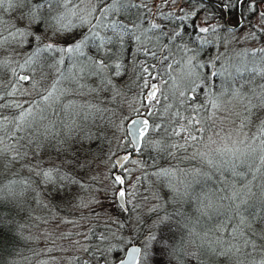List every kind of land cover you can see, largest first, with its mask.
Instances as JSON below:
<instances>
[{
	"label": "trees",
	"instance_id": "trees-1",
	"mask_svg": "<svg viewBox=\"0 0 264 264\" xmlns=\"http://www.w3.org/2000/svg\"><path fill=\"white\" fill-rule=\"evenodd\" d=\"M29 1L34 6H38L41 2V0ZM103 1L107 3L106 7H110L113 2V0ZM132 2L144 6L127 7L112 13L115 18L112 21L126 25L128 29H131V32H125L122 40L115 36L111 30L101 33L104 36L112 37L114 42L120 40V43L109 46L112 51L123 50L124 52L125 70L114 81L120 87L121 94L113 99L111 89L104 88L103 93H109L111 99L107 102L104 96L101 97L100 115L99 113H85V107L79 106L83 103L78 104L76 101L78 97L75 94H70V91L67 95L70 102H65V99L61 98L58 103L53 105L52 109H46L43 113L47 119L38 122L40 125L55 122L56 129L60 131L62 138L64 124H72L75 121L71 140L72 151L77 154L81 149L85 150L90 156L89 159L92 160V165L93 161L95 162L98 157L102 156L101 152L107 150L111 138V136L106 137L104 140L103 135L97 134L95 130H97L99 121L107 123L104 116L116 117L115 110L119 111L118 108L116 109L117 103L122 104L124 101L129 105L133 98L142 97L145 80L149 83L165 78L160 93L169 99L170 106L162 110L161 103L159 105L161 113L149 116L151 122H159L158 132H154V134L164 136L166 142L163 146L164 150L158 151L151 148L152 145L146 148L145 141L140 149L141 153L130 146L126 148L128 152L131 150V158L138 154L143 155L144 159H148V162H155L143 174L145 180L142 179V181L148 187V192L143 190L136 196L141 194V204L145 203H142L144 200L153 197L157 206L153 207L150 215H143V213L134 212L131 203H127L128 209L125 211L116 200L118 215H114V217L118 216L121 221L124 219L129 227L133 226V223L135 224L134 219L138 223V226L131 231L122 230L120 233L118 221L109 219L111 213L108 211V206L107 209L105 207L108 203H100L97 205L99 208L97 212L100 215L98 224L92 227V232L87 233L88 238L101 237L103 242L98 243H102L103 247L109 246L111 249L114 247L112 249L113 256L116 259H122L130 242H124L123 238L126 237L119 239L118 235L114 236L115 238L110 237L118 232L121 235L125 232L138 234L134 239L132 238L133 245H139L145 250L139 264H264V135L261 134L264 122L258 126L253 140L256 143L257 155H247L242 160L233 157L231 161L226 154L218 163L219 154L217 152L207 154V150L202 149L203 140L212 131L215 119V114L211 111L215 95H210V99L205 102L204 111L199 112L204 119L199 116L201 118L199 127L202 130H194V134L198 138L187 143L184 138L181 145L177 142L172 153L169 150L171 141L178 139L183 134L171 135L172 129L177 128L179 124L188 123L184 118V121L178 124L179 116L174 115L177 111L181 115L184 112V108L179 107L182 98L178 99V92L181 89L187 90L192 85L180 84L177 89L172 87L173 91L168 88L170 86L168 74L162 76L166 74L171 65L179 66V62L182 63L189 58L202 59L205 62L203 65L206 66L203 69L196 68L199 75L194 80L195 82L200 78L205 79V86L209 82L212 83L213 90L217 89V94L219 90H223V95H219L220 100L227 96L226 93L224 95V90L227 89L235 94H239V89H242V92L248 91L249 97L253 96L259 91L258 86L264 83V74H258L255 70L256 67L264 69V53L260 51L264 48V31H262L264 22L257 15L245 12L244 19L239 26H236L239 14L220 15L221 0H132ZM102 5L105 6L103 2ZM258 8L263 10L264 0H261ZM184 13H191L184 19V24H188V27H184V24L180 22V17ZM10 16L13 18L14 13L8 6V0H0V40H5V44L9 42L8 36L11 33L8 30L6 35L4 26L11 20ZM192 17L195 19L193 20ZM205 18H207V22H205ZM133 22H135V26H133ZM193 23L199 27L211 25L217 29L215 35L208 36L210 43L201 46V42L196 39L200 34L191 27ZM152 24H156L158 28L150 30ZM230 26L233 28H229ZM22 30L25 31V29ZM117 31L121 30L117 29ZM85 32H87V27L81 30V35ZM161 32L164 34L163 36L160 35ZM174 33L175 35H173ZM239 33H246L249 42L237 39ZM136 36L140 37L142 44L137 42ZM20 47L22 50L14 51L13 56H6L0 52V85L3 86L0 93H12L4 101L9 105L20 104V95L16 93L18 90L16 86L20 88L22 81L17 79V75H30L32 66L39 67L48 63V60L40 58L31 65L25 64L27 55L33 51V46L26 41ZM223 48L229 51L231 48L238 49L237 57H233L231 62L227 61L226 65H224L225 61L223 62L224 57H221ZM93 49L90 46L86 52L92 55ZM173 57H178L179 62ZM68 64L70 62L65 60L62 66L66 67ZM152 64L155 65L152 67ZM212 65L215 67L213 68ZM143 66H148L149 73H155V75L138 77ZM252 66L256 67L252 69L250 68ZM224 67L233 71V82L219 74L224 73L222 71ZM149 68L157 71L150 72ZM201 72H203L202 77ZM213 72L216 75H212ZM209 76L210 78H208ZM173 84L175 85V81ZM202 88L199 86V89H196L195 104H200V100H205ZM42 95H38L37 99L31 102L37 114L40 111L34 106L37 102H41ZM117 98L123 100L119 101ZM192 98L193 94H190V101ZM85 101L97 108L93 101L87 99ZM66 104H72L73 107L70 109H74L82 119L76 117L75 113L72 114L69 109L66 110L64 108ZM185 107L187 110L190 109L187 104ZM21 110V108L9 107L0 111L9 120H14ZM257 112L261 116L264 109H259ZM257 112L254 111L255 114ZM80 120L86 129L84 134L76 130ZM60 121H63V124ZM112 121L107 127L112 125ZM251 121L254 122L253 118ZM36 126L33 125V127ZM8 129L12 130L11 124L8 125ZM17 135L24 134L17 133ZM85 135L89 136V140L81 142V138ZM54 142V140L45 141V144L50 145ZM6 143L15 144L16 141L14 138H6ZM63 156L72 157L67 153L57 152L52 146H46L35 153L29 149V155L7 166L0 164V264H36L37 258L42 261L44 256L48 255L47 253L44 255V251L48 245L52 244L50 240L56 236L60 237L62 234L60 232L64 230L63 228L59 230L53 226L57 219L53 220V214L54 211H64L57 206L59 204L57 199L59 196L67 197V194L57 195L52 185L45 184L43 178L37 173L42 170L59 168L72 175H79L80 168L70 165L72 166V170H70V167L59 165L55 163V160L52 161L56 157L60 159ZM201 156H205L206 160L203 161ZM221 163H223L222 166ZM165 168L170 169L177 176L171 179L176 191H173V187L165 189L163 186L161 188L162 183L160 182L163 177L157 176L156 173ZM122 178L125 179L124 184H126L127 175ZM164 178L166 181L167 177ZM117 187L111 193L117 191ZM122 187L126 188L125 185ZM72 189H75L79 194L78 187L73 185L69 196L75 194ZM91 190L93 189L91 188ZM88 191H85L87 196L91 195ZM96 194L97 191L93 193L94 196ZM108 198L113 200V194ZM111 204L113 205V203ZM48 205L54 209L52 215ZM97 212L94 213L97 214ZM80 223L82 224L81 221ZM69 224L70 222L67 220L64 221L65 227H68ZM98 226L103 230L101 235L96 232L95 228ZM124 227L127 226L124 225ZM67 230L70 232L69 228ZM66 236L67 232L65 231L62 238ZM146 240H148L149 246H147ZM92 246L93 244L91 248H93ZM91 252L97 253L98 251L91 249Z\"/></svg>",
	"mask_w": 264,
	"mask_h": 264
},
{
	"label": "rangeland",
	"instance_id": "rangeland-1",
	"mask_svg": "<svg viewBox=\"0 0 264 264\" xmlns=\"http://www.w3.org/2000/svg\"><path fill=\"white\" fill-rule=\"evenodd\" d=\"M102 2L105 6L102 5ZM106 2L103 0H71V2L68 4L67 7H64L63 0H60L59 3H56L53 5L52 8H50V13H52L54 16H63L65 17L64 23L71 22L72 24L79 25V18L80 16H86L89 18V20H92L94 18H100L105 15L104 9L106 8ZM8 6L13 11L14 17H11V20L13 24H10L4 26L6 35L8 32V29L11 28H17L21 25H32L34 27V24H32L33 20V13L36 10H32L34 8V4L31 3L29 0H8ZM264 10V8H262ZM73 12H75L77 15L73 16ZM54 23L53 18H51L49 21ZM258 22V21H257ZM204 25L203 23H201ZM88 26L79 27L75 29L77 36L81 35V30L83 28H86ZM204 27V26H203ZM4 31V34H5ZM30 31V30H29ZM11 34L8 36V43L4 44V48L0 49V52L4 55H12L14 54V51H18V49L22 50V48L19 46V33L24 32V30H18L14 29V31H10ZM3 34V31H2ZM242 34V33H241ZM5 35V36H6ZM244 37V35H242ZM256 47V46H252ZM235 50V51H234ZM237 50L231 48L229 57V62L233 61V57H237ZM149 52V50H148ZM93 54V52L91 53ZM58 57L51 56L48 59V63L46 62L45 65H41L39 67L32 66L30 70V76L32 77V84H28L22 81L20 84V88L18 86L15 92L17 95H20V104L21 106H27L32 107L33 104H31L32 100L37 99L38 95L43 94L46 95L49 90H51L53 87H57L58 89L62 88H72L73 91L70 92V94H75L78 99L76 100L78 104L83 103V105H79L81 108L85 107V113H91V114H100L101 109V97L104 96L105 100L108 102L111 97L109 96V93H103L104 88L103 85L100 84L98 81L99 78L95 76H87L85 73L84 77L81 78V84H86V88L77 89L75 84H71L68 81H64L60 79V72L64 71L67 72V67L70 66L68 64L66 67H63L60 65L58 68L54 66V61ZM176 59L177 62H179L178 57H173ZM182 58V57H179ZM189 59H186L182 63L179 62V66L176 65V67L171 66L168 68L166 74H163L162 76H167L170 78V86L169 89L173 90L177 89L178 85H192V82L198 77V70L196 67H191L188 63ZM199 62L200 64H205V62L202 59L193 60V63ZM210 61V59H209ZM225 61V62H224ZM224 65L227 63V61L223 60ZM174 64V63H173ZM155 64H152V67ZM171 67H173L171 69ZM256 66H252L250 68H254ZM205 68V67H203ZM202 68V69H203ZM150 72L157 71L156 69L149 68ZM258 74H261L264 72L263 68H255ZM74 72L78 74L77 69H73ZM202 71V70H201ZM224 73H219L222 77L225 76L230 82H233L234 80V74L233 71L230 68L224 67L222 70ZM201 77L203 76V72H201ZM239 73V71H238ZM24 75V74H21ZM263 75V74H261ZM161 77V76H160ZM210 78V76L208 77ZM201 79V78H200ZM198 79L196 81V89H199V86H202L203 88V97L205 98L204 101L200 100V104L196 103V107H201L200 112L204 111V107L206 106L205 102L210 99V95L214 96V102L216 103L217 107L213 108L211 104V111L215 114V119L213 122V129L212 131L206 135V137L203 140V146L202 149L207 150V154L209 152H217L219 154L218 163L221 162L222 158L227 154L229 159L232 161L233 157H238L240 160H242L247 155H257L256 150V143L254 140L256 136V131L259 125H261L264 122V112L261 116L258 115L257 110L264 109V83L262 85L258 86L259 91L254 94L253 96L249 97L248 91L242 92V89H239V94H235V92H232L231 90L227 91L224 90L227 96H224L219 99V95H223V90H219L218 94L216 93L217 89L214 91L212 87V83H207V86L204 84L205 79ZM60 81V84L57 85V81ZM175 81V85L173 84ZM264 81V79H263ZM48 82V83H47ZM153 81L149 82V85H151ZM165 82V78L162 80L159 79L158 82H154L158 85V92H157V101H153V108H152V114L151 115H159L161 113L159 109V105L161 104L162 110H165L167 107L170 106L169 99L163 97L161 95V89L162 85ZM47 83V84H46ZM35 85V86H33ZM91 89H95L94 91H91ZM150 88H144L143 89V95L146 94L149 91ZM174 91V90H173ZM68 92L60 97V99H65V102H70L69 97L67 96ZM217 95V98H216ZM83 97V98H82ZM250 98V99H249ZM91 100L93 101V104L97 107H89L90 105L85 100ZM119 101H122L121 98H117ZM117 101V102H119ZM37 102V101H36ZM38 103V102H37ZM202 103V104H201ZM85 104V106H84ZM105 105V103H104ZM93 106V105H92ZM182 106L184 108L183 115L179 116V122H183L184 118H189L190 116L196 115L191 111V109L187 110L185 107V104L181 103L179 104V107ZM25 107V108H27ZM119 109V111L115 110L113 107V110H115L116 117H112V115L104 116L107 120V123H101L99 121V125H97V134L103 135L102 137H110L109 143L107 145V150L104 152H101V157H98V159L93 163L90 167L86 169H80L79 175H74L77 179H80L83 183L89 185V193L92 195L87 196V192L82 191L79 189V194L76 192L75 189H72L73 192L75 191V194H67V197L59 198L57 199L59 204L57 205L59 208H62L64 211H54L53 214V220L56 219L54 223V227L57 229H64L60 233L67 232V236L65 238H62V234L60 237L56 236L55 238L51 239L50 241L52 244L48 245L44 251V255L47 253V256H44L45 258L40 261L39 258L36 264H80L83 262V264H106L104 256L107 255L109 264H117L120 259H116V257L113 256V251L111 247L106 246L103 247L102 238H88L89 231H91L92 227H95L97 225L98 220L100 218V215L97 212V205L100 203L107 202L108 205H106V209L108 206V211L111 213L109 216L110 220L118 221V224L120 222H123V224L127 227L119 228V232L121 233L122 230H129L131 231L133 228H136L138 226L137 220L134 219L136 222L133 223V226L129 227L126 224V221L121 219L117 216L114 217V215H118L116 213L118 211L116 200H110L108 198L109 195H112L113 192L111 191L116 189L114 188L111 182L110 178V170L112 172V175H120L126 176L127 175V183L124 184L126 188V192L131 193L132 195L130 197H126L127 200H129V204L131 203V206L133 205L134 212L136 213H143V215H150L151 211L154 206H157V204L153 201L152 198H148L147 200H144L141 204L140 197L141 194L136 196L139 192L146 190L148 192L145 184L143 183L142 179H144L143 174L148 169L151 168L152 164L155 162L149 161L148 159H144L143 155L136 154L133 158H131L132 153L131 150L128 152L126 150L127 146H130L134 148V143L131 142L128 125L131 119L137 115H144L148 116V109L143 107L140 103V99L133 98L132 102H129V105H127L124 101L122 104H118L116 106V109ZM81 110V109H79ZM203 110V111H202ZM72 114L75 113L74 109H69ZM254 111L257 112V114L254 113ZM36 112V111H35ZM76 114V117L78 116L79 119H82L80 117V114ZM40 115L41 113H36V119L37 122H40ZM200 116V114H199ZM202 119H204L202 116H200ZM133 118V119H134ZM253 118L254 122L251 121ZM112 121V125L110 127H107L109 122ZM188 122V119H187ZM154 126H156L157 130L154 132H158L159 122H151ZM184 124V123H183ZM180 125V124H179ZM36 126V125H35ZM179 127V126H178ZM76 130H79V133H85V127L83 122L80 120L79 123L76 126ZM111 131V134H110ZM154 132L149 133L151 137V141L148 142V145L146 148H148L150 145H152L151 148L156 149L153 147L157 141L161 142V147L166 144L164 140V136L154 134ZM260 132V131H259ZM141 141V147L144 144V141H148V136H145ZM184 140V134H182L178 139H174L171 141V145H176L178 142L179 145L182 144ZM103 143V142H101ZM193 144V143H192ZM185 145H187L185 143ZM175 147H172L169 149L172 153L174 152ZM146 150V149H145ZM157 150V149H156ZM141 153V151H138ZM127 154L128 157H127ZM126 156L127 158L125 160H122L123 163L120 167H113V164H117L116 159L118 156ZM157 154L155 155V157ZM77 158V160H76ZM90 156L88 153H86L85 150L81 149L78 151V153L75 156H63V157H56L53 160H55V163H58L59 165H64L70 167V170H72V166L65 163V160H76L77 163L81 160H91L89 159ZM203 161L206 160L205 156L200 157ZM92 162V160H91ZM158 162V161H156ZM160 164V163H156ZM223 163H221V166ZM76 167V166H75ZM78 168V167H76ZM117 168V169H116ZM119 170V171H118ZM174 177H177L176 175H173L171 177H167V180L165 181V178L163 177V180H161L160 183H162L161 188L164 186L166 187H172L174 186V183L171 182V179H174ZM95 178V179H93ZM190 178V177H188ZM187 178V179H188ZM145 180V179H144ZM171 184V186H169ZM122 187V186H121ZM91 188L93 190H91ZM120 187H117V190H119ZM54 189V188H53ZM97 191L96 196L93 195ZM78 196L83 201L87 203V206L85 207H79L78 205V199H74V197ZM94 198V199H90ZM113 203V205L111 204ZM149 204V205H148ZM126 208L125 211H127V203H125ZM49 212L53 213V207L48 205ZM124 208V207H123ZM97 212L94 213V212ZM135 217V216H134ZM159 217V216H158ZM67 220L70 222L68 227H65L64 221ZM82 222V224L80 223ZM72 224V226H70ZM75 224V226H73ZM70 226V227H69ZM61 227V228H60ZM98 226L96 229V232H98V235H101L103 230H101ZM70 229V232H68L67 229ZM86 232V233H85ZM92 232V231H91ZM90 232V233H91ZM117 233L115 235L112 234L110 238H115L118 235V239L121 237L123 238L125 243L128 241L130 242V246L134 244V241H132V238L138 234H135L132 232L129 234V232H125L123 235L120 233ZM115 236V237H114ZM96 240L95 242H93ZM146 240V244H147ZM93 244V248H91V245ZM149 246V244H147ZM128 247V248H129ZM127 248V249H128ZM144 248V246H143ZM91 249H95L98 251L97 253H92ZM127 251V250H126ZM144 249L141 250V256L144 254ZM126 253V252H125ZM102 254V255H101ZM104 255V256H103ZM125 255V254H124Z\"/></svg>",
	"mask_w": 264,
	"mask_h": 264
},
{
	"label": "snow or ice",
	"instance_id": "snow-or-ice-1",
	"mask_svg": "<svg viewBox=\"0 0 264 264\" xmlns=\"http://www.w3.org/2000/svg\"><path fill=\"white\" fill-rule=\"evenodd\" d=\"M60 0H41L38 8L33 13L32 25H21L22 28L25 29L24 32L19 33L20 40L19 44H23L26 41L33 46V51L27 55L25 60V64L31 65L37 62L38 59H48L51 56L58 57L54 61V66L57 68L60 65H63L65 60L70 62V66L67 67V72H60V79L64 81H68L71 84H75L77 89L86 88V84H81V78L84 77L85 73L87 76H95L99 78V82L103 87L110 88L112 92V97L115 99L116 96L121 94L120 87L114 82L115 78L121 76L125 70V65L123 64L124 52L123 50L112 51L109 46H114L115 44L120 43V40L113 41L112 37L102 35V30L107 31L111 30L115 36L119 37L122 40V37L125 32H131V29H128L126 25H123L119 22H114L109 18L110 13H115L127 7H143L144 5H136L132 2V0H113L110 7H106L103 11L105 15L100 18H94L89 20L86 16H80L79 25L72 24L71 22L64 23L65 17L59 16L54 17V23L49 24L47 20L42 15V10L45 7L49 9L55 3H59ZM71 0H63L64 7H67ZM261 0H221V13L220 15L229 16L236 15L237 13V25L239 26L240 22L244 19V13L247 12L249 14L257 15L262 22H264V10H260L258 8V4ZM199 6V5H197ZM183 11V10H182ZM195 11V9H193ZM73 16L77 14L75 12L72 13ZM191 13H184L182 17H180L181 24H184V19L190 16ZM194 20L195 18L192 17ZM205 22H207V18H205ZM191 23V21H190ZM87 27V32L84 34L77 36L75 29L79 27ZM133 26H135V22H133ZM188 24H184V27H188ZM179 27V25H178ZM191 27L195 30V32L199 33L196 37L198 42H201V46L210 43L211 41L208 39L209 35H215L217 29L212 27L211 25L207 27H199L196 24H191ZM158 26L156 24L151 25V29H157ZM30 29V31H29ZM120 29L121 31H117ZM264 31V29H262ZM161 36L164 34L161 32ZM175 35V33L173 34ZM138 43L140 41V37H135ZM5 40H0V49L4 48ZM95 49L96 56L90 55L86 52V49L89 47ZM262 53H264V48L260 49ZM147 54V53H145ZM154 55V53H153ZM195 56V53H194ZM190 70L191 67L203 68L206 65L200 64L198 61L194 64L193 58H189L188 60ZM214 68L215 65H212ZM73 69L78 70V74L73 71ZM212 75H216V73H211ZM261 74H264L262 72ZM147 75H155V73H149L148 66L141 67V71L138 73V77H146ZM17 79L19 81H23L28 84H32L33 80L30 75H17ZM60 84V81H57V85ZM196 82H192V86L188 87L187 90L181 89L178 92V99H181V103L187 104L191 111L196 115L190 116L187 124L179 125L177 128L172 129L171 135H181L184 134L185 142L194 141L198 137L194 134L195 131H201L202 129L199 127L201 124V118L199 117V112L201 107L195 106L194 94L196 92ZM35 86V85H33ZM144 88H150V90L140 97V103L143 107L148 109V115L152 114L153 101H157V92L158 88L156 86H150L147 80H145L143 84ZM3 86L0 85V89ZM95 89H91L94 91ZM73 91L72 88H62L58 89L57 87H53L51 90L47 92L46 95H42L41 102H38L34 107L38 108L41 115L40 119L45 120L47 116L43 115L46 109H52L55 103H58L60 97L67 92ZM10 92L0 93V110L9 107L21 108L22 110L15 117L14 120H9L8 117L2 115V111H0V164L5 166L11 164L14 161L19 159H23L25 156L29 155V149L35 153L38 150L44 149L46 146H52L59 153H67L69 155L75 156L76 153L72 151L71 140L73 138V131L75 126V121L72 124H64V132L63 137L60 136V131L56 129L55 122H49V124L40 125L36 119V112L33 107L24 108L20 104L9 105L4 103L6 97L11 95ZM190 94H193V98L190 101ZM158 102V101H157ZM43 105V106H42ZM72 104L64 105V108L70 109L72 108ZM82 107V106H81ZM89 107H94L90 105ZM212 107L216 108L217 105L213 101ZM176 116H181V113L177 111L174 113ZM63 124V121H60ZM133 124H140L139 132L140 138L137 139L136 145H139L140 139L148 136L147 143L151 141L150 135L151 132L157 130L156 126L150 123L148 119H144L143 121H134ZM12 125V130L9 131L8 125ZM33 125H37L33 127ZM43 129V130H41ZM31 130V131H29ZM17 133H23L24 135H17ZM261 134L264 135V128L261 129ZM7 139H15V144H7ZM50 145H46L45 141H52ZM89 140V136L85 135L81 138V142H87ZM24 141V143H21ZM172 147H176L177 145H171ZM158 151H163L164 148L161 147V142L157 141L155 145H153ZM135 151H140L139 147L134 146ZM14 153V154H13ZM66 164L74 165L80 169H86L90 167L91 161L89 160H81L77 163L76 160H65ZM123 161L119 162V164H113V167H118L122 164ZM43 178V182L45 184H50L56 190V194L59 195L61 193L70 194L71 187L73 185L80 188L82 191H88L89 185L83 183L80 179H77L74 175L64 172L61 169H48L42 170L37 173ZM157 176L160 177H171L174 173L170 169H162L156 173ZM95 179V178H93ZM111 182L113 187L122 186L125 183V179L120 175H112ZM171 186V184L169 185ZM173 187V191H176L175 187ZM132 194L126 192L123 187H120L119 190L113 192V197L115 200L123 201L125 203H129L130 201L126 199V197H130ZM74 199H78L79 207L87 206V203L83 201L78 196L74 197ZM94 199V198H90ZM124 227L123 222L118 224V228ZM118 251V250H117ZM106 264H109L107 255L104 256ZM121 260V259H120Z\"/></svg>",
	"mask_w": 264,
	"mask_h": 264
},
{
	"label": "water",
	"instance_id": "water-1",
	"mask_svg": "<svg viewBox=\"0 0 264 264\" xmlns=\"http://www.w3.org/2000/svg\"><path fill=\"white\" fill-rule=\"evenodd\" d=\"M151 86H156L158 88V86L156 84H152ZM144 119H147V118H145V117L135 118L128 125L130 138H131L132 142L134 143V146L139 147V148L141 146L142 139H140L139 145H136V141L138 138H140V132H139L140 124L139 123L133 124L132 122H134V121L139 122V121H143ZM127 157H128V154H127ZM127 157L123 156V155L118 156L116 159L117 164H119V162H121L122 160H125ZM121 165L122 164H120V166ZM120 166H118V167H120ZM119 202H120L121 206L124 207V209H125L126 208L125 202H123V201H119ZM141 250H142V248L139 245L130 246L127 249L124 257L117 264H139L140 258H141Z\"/></svg>",
	"mask_w": 264,
	"mask_h": 264
},
{
	"label": "bare ground",
	"instance_id": "bare-ground-1",
	"mask_svg": "<svg viewBox=\"0 0 264 264\" xmlns=\"http://www.w3.org/2000/svg\"><path fill=\"white\" fill-rule=\"evenodd\" d=\"M39 6V5H38ZM38 6H34V8L32 9V10H30L29 12H31V11H33V10H36V8H38ZM53 6H51V8H52ZM50 10L51 9H49L48 7H45L42 11V15H43V17L47 20V22L51 19V18H54V17H57V16H54V15H51V14H49L50 13ZM109 18L111 19V20H113V19H115L114 18V16L112 15V13H110L109 14ZM10 22H11V25L13 24V22L12 21H9V22H7V25L8 24H10ZM49 23V22H48ZM50 23H53V22H50ZM25 25H26V23H24ZM229 28H231V26L229 27ZM233 28V27H232ZM14 29H18V30H22V29H24V28H22L21 26L20 27H17V28H11V29H8V30H10V31H14ZM103 31V30H102ZM242 35H244V37L242 36ZM237 39H239V40H242V41H244V42H249V41H247V37H246V33H239L238 34V36H237ZM246 47H248V46H246ZM97 54H96V52H95V49H93V54H92V56H96ZM230 55V51L228 50V49H225V48H223L222 50H221V57H224V59L226 60V61H229V56Z\"/></svg>",
	"mask_w": 264,
	"mask_h": 264
},
{
	"label": "flooded vegetation",
	"instance_id": "flooded-vegetation-1",
	"mask_svg": "<svg viewBox=\"0 0 264 264\" xmlns=\"http://www.w3.org/2000/svg\"><path fill=\"white\" fill-rule=\"evenodd\" d=\"M141 116H144V115H141V114H140V115L135 116V118H138V117H141ZM150 116H151V115H150ZM146 117L149 119V115L146 116ZM133 118H134V117H133ZM133 118H132V119H133ZM132 119H131V120H132ZM149 121H150V119H149ZM150 123H151V121H150Z\"/></svg>",
	"mask_w": 264,
	"mask_h": 264
}]
</instances>
